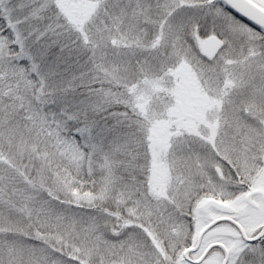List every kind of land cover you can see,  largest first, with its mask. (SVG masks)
<instances>
[{
    "label": "snow or ice",
    "instance_id": "obj_1",
    "mask_svg": "<svg viewBox=\"0 0 264 264\" xmlns=\"http://www.w3.org/2000/svg\"><path fill=\"white\" fill-rule=\"evenodd\" d=\"M0 264H264V0H0Z\"/></svg>",
    "mask_w": 264,
    "mask_h": 264
}]
</instances>
